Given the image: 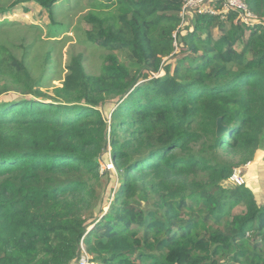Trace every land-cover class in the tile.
Listing matches in <instances>:
<instances>
[{
	"label": "trees",
	"instance_id": "1",
	"mask_svg": "<svg viewBox=\"0 0 264 264\" xmlns=\"http://www.w3.org/2000/svg\"><path fill=\"white\" fill-rule=\"evenodd\" d=\"M182 1L95 0L99 74L74 55L53 96L0 43V264H264V200L225 184L264 150V0L179 27Z\"/></svg>",
	"mask_w": 264,
	"mask_h": 264
},
{
	"label": "rangeland",
	"instance_id": "2",
	"mask_svg": "<svg viewBox=\"0 0 264 264\" xmlns=\"http://www.w3.org/2000/svg\"><path fill=\"white\" fill-rule=\"evenodd\" d=\"M21 0H0V8H7ZM95 0H59L54 5V23L48 19L46 11L30 2H19L9 12L0 13V43L7 46L13 55L22 59L29 67L31 75L36 78L42 75L41 90L49 96L54 95V89L61 86L66 65L70 57L83 54L87 73L98 75L105 52L100 47L86 39V32L91 25L84 19L85 14L94 10ZM191 15V14H190ZM181 27L186 26L189 16ZM217 38L219 32L214 31ZM236 49H240L237 44ZM48 58V63L45 60ZM15 98L7 94L6 99ZM110 154V149H107ZM238 156L232 158L237 161ZM102 163V185L95 186L97 194L96 205L101 199L108 197L107 188L115 179L112 160ZM245 178V184L250 187L258 203L264 200V150L256 152L252 161L238 165ZM111 178V180H110ZM117 179V178H116ZM110 180V181H109ZM231 186L229 183H225ZM115 186V182L114 185ZM107 202V201H106ZM108 203L103 210H107ZM241 208H235L239 212Z\"/></svg>",
	"mask_w": 264,
	"mask_h": 264
},
{
	"label": "built area",
	"instance_id": "3",
	"mask_svg": "<svg viewBox=\"0 0 264 264\" xmlns=\"http://www.w3.org/2000/svg\"><path fill=\"white\" fill-rule=\"evenodd\" d=\"M210 0H183L178 16L180 18L179 27L182 26L184 20L191 13L214 15L218 12L214 7L210 6ZM230 8L236 9L240 14V21L246 24H252L256 17L252 14L246 4L241 0H223L221 13L225 14ZM176 35L174 34V45ZM228 183L231 186H242L245 184V178L240 169H234L231 173ZM75 264H99L93 260V257L86 251L83 242H80V253Z\"/></svg>",
	"mask_w": 264,
	"mask_h": 264
},
{
	"label": "water",
	"instance_id": "4",
	"mask_svg": "<svg viewBox=\"0 0 264 264\" xmlns=\"http://www.w3.org/2000/svg\"><path fill=\"white\" fill-rule=\"evenodd\" d=\"M227 127L224 126L221 122V119H217V124H216V133L217 135H222L226 131Z\"/></svg>",
	"mask_w": 264,
	"mask_h": 264
}]
</instances>
